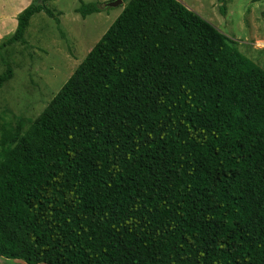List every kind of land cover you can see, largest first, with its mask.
I'll use <instances>...</instances> for the list:
<instances>
[{"label":"trees","instance_id":"16d2710c","mask_svg":"<svg viewBox=\"0 0 264 264\" xmlns=\"http://www.w3.org/2000/svg\"><path fill=\"white\" fill-rule=\"evenodd\" d=\"M50 1L0 42V91L32 18L58 22ZM124 3L28 131L2 135L0 258L264 264V70L177 0Z\"/></svg>","mask_w":264,"mask_h":264},{"label":"rangeland","instance_id":"374dc122","mask_svg":"<svg viewBox=\"0 0 264 264\" xmlns=\"http://www.w3.org/2000/svg\"><path fill=\"white\" fill-rule=\"evenodd\" d=\"M80 1L100 3L104 12L83 19L76 13ZM177 1L233 40L244 56L264 70V0ZM110 2L53 0L48 7L56 13L58 22L45 13L34 16L24 42L14 46L16 54L9 62L13 78L0 91V161L12 149L2 140V135L15 132L19 121H22V133L28 131L126 5L105 8ZM222 6L226 7L225 14L221 12ZM5 69L0 62V74ZM7 261L0 258V264Z\"/></svg>","mask_w":264,"mask_h":264},{"label":"crops","instance_id":"0c3cea01","mask_svg":"<svg viewBox=\"0 0 264 264\" xmlns=\"http://www.w3.org/2000/svg\"><path fill=\"white\" fill-rule=\"evenodd\" d=\"M33 2L34 0H0V42L6 37L15 34L18 27L17 17ZM52 2L53 0L48 2L47 6ZM103 12L104 11L98 14L101 15ZM8 263L25 264L23 261L19 260L7 261V264Z\"/></svg>","mask_w":264,"mask_h":264},{"label":"water","instance_id":"95a60500","mask_svg":"<svg viewBox=\"0 0 264 264\" xmlns=\"http://www.w3.org/2000/svg\"><path fill=\"white\" fill-rule=\"evenodd\" d=\"M39 2L41 3V0H39ZM124 5V2L122 0H115V1H112L108 4L105 5V8H119V7H122Z\"/></svg>","mask_w":264,"mask_h":264}]
</instances>
